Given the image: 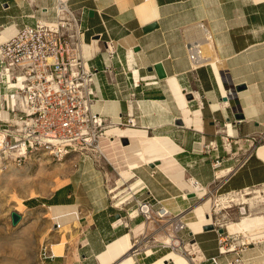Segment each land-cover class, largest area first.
<instances>
[{
  "label": "crops",
  "instance_id": "obj_1",
  "mask_svg": "<svg viewBox=\"0 0 264 264\" xmlns=\"http://www.w3.org/2000/svg\"><path fill=\"white\" fill-rule=\"evenodd\" d=\"M55 5L56 0H0V38L36 21H53ZM68 5L83 9L81 52L87 65L98 70L91 111L105 127L98 154L75 155V169L60 186L42 201L31 199L23 206H43L52 227L60 225L54 236L58 242L49 247L63 241L61 254L44 264H98L110 243L128 235L134 250L154 224L152 239L164 241L160 221L145 222L131 214L133 199L154 204V209L162 202L173 213L187 210L189 201L197 199L191 207L195 221L186 222L181 237L194 239L197 248L189 256L196 255V263L211 264L217 255L215 230L203 231L204 223L201 229L190 225L203 219L215 224L208 214L212 209L220 213L246 206L229 205L238 199L227 201L264 187L260 145L253 148L251 141L264 131V0H72ZM152 24L154 29L142 31ZM207 35L208 60L191 70L186 39ZM109 40L117 44V57L110 60L104 53ZM157 64L163 79L153 69ZM235 87L243 89L225 97ZM233 106L242 120L234 119ZM128 116L134 126L126 125ZM122 139L128 144L122 145ZM135 139L155 142L158 149L134 148ZM217 157L225 162L215 179L211 162ZM192 183L200 190L192 191ZM215 186L222 195L208 198L207 189ZM186 192L196 197H184ZM125 199L131 201L127 206ZM257 208L264 224V208ZM249 237L258 245L244 250V260L264 264V235ZM172 252L178 254L176 260L167 258ZM134 256V264H191L186 255L160 245Z\"/></svg>",
  "mask_w": 264,
  "mask_h": 264
},
{
  "label": "built area",
  "instance_id": "obj_2",
  "mask_svg": "<svg viewBox=\"0 0 264 264\" xmlns=\"http://www.w3.org/2000/svg\"><path fill=\"white\" fill-rule=\"evenodd\" d=\"M70 1L56 0L53 21H36L33 26H23L0 43V152L15 151L18 161L34 152H43L56 161L73 155L99 153L105 124L91 111L92 84L98 70L88 66L82 55L83 9H71ZM210 39L208 35L204 39L191 36L186 39L191 70L208 60L205 47ZM104 53L108 60L117 57V44L106 41ZM234 91L235 88L227 89L225 97L232 96ZM126 125L134 126L129 116ZM251 141L254 145L264 141V131L251 137ZM224 162V158L218 157L211 162L215 179ZM218 189L216 186L207 189V194L212 195ZM188 194L186 192L184 197ZM131 201L138 211L135 217L141 216L145 222L160 221V232L180 243L172 247L162 241V249L179 251L191 264H199L196 255L189 256L185 248L186 245L196 246L194 239L185 243L179 237V233L187 230L185 217L192 213L191 208L173 213L162 202H156L154 209V204L147 201ZM131 201L125 199V206ZM215 224L217 255L209 262L248 264L244 250L258 243L250 241L247 235L229 233L222 225ZM55 229L59 230L60 225L56 223ZM42 258L44 261L54 258L50 248L43 250Z\"/></svg>",
  "mask_w": 264,
  "mask_h": 264
},
{
  "label": "rangeland",
  "instance_id": "obj_3",
  "mask_svg": "<svg viewBox=\"0 0 264 264\" xmlns=\"http://www.w3.org/2000/svg\"><path fill=\"white\" fill-rule=\"evenodd\" d=\"M205 47L206 55H208ZM253 145V148L263 144ZM99 147V146H98ZM15 151H8L5 154L0 152V264H44L42 258L43 250L50 248V243H56L55 237L60 232L52 227L47 209L43 206L29 209L26 207L17 208L19 204L26 205L28 200L42 201L49 196L75 169V155L63 159L62 161L53 160L49 155L43 152H34L27 154L23 159H15ZM250 194L242 192L234 195L237 203H242V198L248 201L246 206H233L228 210L220 213L212 212L208 214L213 218L214 223L224 225L230 222L238 221L242 216L241 208L246 211V216H258L261 214L259 208H264V194L261 199H254L256 191H264V187H257L247 190ZM222 195V192L207 194L208 198H216ZM199 201L190 200L188 203L189 210ZM257 206V207H256ZM134 210L136 207L133 208ZM226 211V212H225ZM15 212L21 216V220L16 226H12L11 213ZM257 212V213H256ZM264 212V211H262ZM224 215L222 218L221 216ZM195 221L193 213L186 217V222ZM146 231L143 236L138 238L139 243L133 250L134 258H139L152 246L160 245V241L152 239V234L156 231L155 224ZM61 231V228L59 229ZM187 230L179 233L185 235ZM61 240L64 239L62 234ZM184 240V239H183ZM185 242V241H184ZM187 242V241H186ZM185 242V243H186ZM260 247L262 245H259Z\"/></svg>",
  "mask_w": 264,
  "mask_h": 264
},
{
  "label": "bare ground",
  "instance_id": "obj_4",
  "mask_svg": "<svg viewBox=\"0 0 264 264\" xmlns=\"http://www.w3.org/2000/svg\"><path fill=\"white\" fill-rule=\"evenodd\" d=\"M8 38V37H6ZM1 37L0 38V43L4 41V39ZM3 40V41H2ZM206 47L211 49V44H210V40H208ZM4 118H6V115H3ZM2 140V136L0 135V142ZM1 145V143H0ZM143 147L145 149H149V150H154L156 151L158 149L157 144H155V142H150V141H143V140H139V139H135L132 141V147L136 148V147ZM127 149L129 150V147H127ZM257 156L264 160V143L262 145L259 146V148L257 149ZM190 188L192 189V191H199V187L197 185H195L194 183H192L190 185ZM246 194H250V192H248L247 190L245 191ZM254 199H261L263 198V193L264 191H256L254 192ZM116 196L114 195L113 199H115ZM235 201L232 197L229 198V200L227 202H233ZM247 199L246 198H242V203H247ZM227 207V206H225ZM17 208H23V204H19L17 206ZM244 216H242L238 221L236 222H230V223H226L224 225H222L223 227H225V229L232 234H240L242 233L243 235H247L252 236V235H256V236H263L264 235V224H263V219L261 216H246V211L244 209H242ZM134 216L138 213V211H134ZM208 218V217H207ZM207 224L209 225L211 223L210 219H203L202 221H199V223L197 224H192L190 225V227H198V229H201V224ZM213 225V224H212ZM185 227L187 228V223L185 225ZM240 232V233H238ZM250 238V241H253ZM164 242H166L167 244H169L172 247H176L180 244H178L177 240L174 239H170L169 236H166L164 239ZM62 246H63V241L60 242V244L58 245H54L51 247V251L52 254L54 255H59L61 254V250H62ZM186 249L188 251H190L191 254H193V250L196 249V246H194L193 248H191L190 245H186L185 246ZM133 244L132 241L130 240V237L128 235H125L123 237L118 238L117 240H115L114 242L110 243L106 250L97 257V262L98 264H134V260L132 257L133 254ZM168 259H173L176 260L178 258V254L176 252H172L170 253V255L167 257ZM118 262V263H117ZM155 264H162L161 261L156 262ZM177 264H188L187 262H178Z\"/></svg>",
  "mask_w": 264,
  "mask_h": 264
},
{
  "label": "water",
  "instance_id": "obj_5",
  "mask_svg": "<svg viewBox=\"0 0 264 264\" xmlns=\"http://www.w3.org/2000/svg\"><path fill=\"white\" fill-rule=\"evenodd\" d=\"M155 26H156L155 24L149 25V26H147V27H144V28L142 29V31H143L144 33H146V32H148V31L154 29ZM153 69H154V71H155V73H156L158 79H163V78H165V74H164V72H163V69H162V67H161V64H157V65H155V66L153 67ZM148 71L150 72V71H152V69L149 68ZM242 89H243V87H235V91H240V90H242ZM187 98H188V99H191V97H190L189 95H188ZM226 100H227V99H225V101H226ZM232 113H233V115H234V119H236V120H242V119H243L242 115L240 114V109H239L237 106H233V108H232ZM177 124L180 125L181 123L178 122ZM121 144H122V145H127V144H128L127 139H122V140H121ZM150 167H152V165H150ZM186 197L189 198V199H193V198L196 197V195H195L194 193H190V194H188ZM117 218H119V216H118ZM20 220H21V216H20L19 214L15 213V212H12V213H11V223H12V226H16L17 223H18ZM202 230H203V231H214L215 228H214L213 225L210 224V225H204L203 228H202ZM217 231H218V233H221V232H222L221 229H219V230H217Z\"/></svg>",
  "mask_w": 264,
  "mask_h": 264
},
{
  "label": "trees",
  "instance_id": "obj_6",
  "mask_svg": "<svg viewBox=\"0 0 264 264\" xmlns=\"http://www.w3.org/2000/svg\"><path fill=\"white\" fill-rule=\"evenodd\" d=\"M25 204H26V206H27V205H28V202H26ZM148 264H149V263H148Z\"/></svg>",
  "mask_w": 264,
  "mask_h": 264
}]
</instances>
